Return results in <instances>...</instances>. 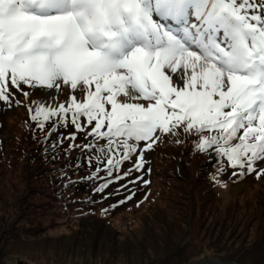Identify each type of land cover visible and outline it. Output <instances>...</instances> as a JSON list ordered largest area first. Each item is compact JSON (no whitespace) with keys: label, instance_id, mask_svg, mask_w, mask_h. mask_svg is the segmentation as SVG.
Here are the masks:
<instances>
[{"label":"snow or ice","instance_id":"snow-or-ice-1","mask_svg":"<svg viewBox=\"0 0 264 264\" xmlns=\"http://www.w3.org/2000/svg\"><path fill=\"white\" fill-rule=\"evenodd\" d=\"M12 89L70 97L67 106L37 107L32 120L41 129L52 117L67 126L71 114L85 138L105 141L85 147L108 165L94 175L112 177L98 192L125 181L118 203L149 183L137 175L148 171L145 153L175 129L198 141L193 152L214 148L233 175L258 179L264 0H0V108L19 103Z\"/></svg>","mask_w":264,"mask_h":264},{"label":"rangeland","instance_id":"rangeland-1","mask_svg":"<svg viewBox=\"0 0 264 264\" xmlns=\"http://www.w3.org/2000/svg\"><path fill=\"white\" fill-rule=\"evenodd\" d=\"M31 99L22 96L21 102L37 107L70 102L59 94ZM83 100L81 94L78 102ZM27 118L22 109L0 108V138L9 142L0 149V264H237L217 244L229 249L264 243V175H233L227 167L219 173L225 176L222 185L219 181L213 188L218 194L211 191L200 167L208 153L214 160L215 149L193 152L189 145L185 150L186 143H198L192 134L181 129L161 134L145 153V167L155 170L144 176L149 183L134 189L131 202L118 203L122 196L94 190L97 169L85 168L82 174L74 165L81 157L102 163L99 153L82 156L86 141L97 140L85 138L69 118L45 140L56 119L41 129L36 122L25 127ZM25 129H30L26 143L21 141ZM102 145L107 147L103 140ZM63 160L69 163L59 171ZM215 166L214 171L221 164ZM80 177L86 185L74 188L70 179ZM111 179L100 177L103 183ZM235 179L241 182L228 185Z\"/></svg>","mask_w":264,"mask_h":264},{"label":"trees","instance_id":"trees-1","mask_svg":"<svg viewBox=\"0 0 264 264\" xmlns=\"http://www.w3.org/2000/svg\"><path fill=\"white\" fill-rule=\"evenodd\" d=\"M28 134L24 132L22 137V142L26 143ZM9 142L3 141L1 143L2 149L6 146ZM20 143V142H19ZM16 151H20L17 147ZM4 151V150H3ZM224 243L216 246L217 249H223L224 251H220V253H225V257L229 259H236L239 264H264V243L259 242L258 244H248L242 245H231L229 249L223 248ZM233 246V248H232ZM232 248V249H231Z\"/></svg>","mask_w":264,"mask_h":264},{"label":"bare ground","instance_id":"bare-ground-1","mask_svg":"<svg viewBox=\"0 0 264 264\" xmlns=\"http://www.w3.org/2000/svg\"><path fill=\"white\" fill-rule=\"evenodd\" d=\"M229 264H235V263H229Z\"/></svg>","mask_w":264,"mask_h":264},{"label":"water","instance_id":"water-1","mask_svg":"<svg viewBox=\"0 0 264 264\" xmlns=\"http://www.w3.org/2000/svg\"><path fill=\"white\" fill-rule=\"evenodd\" d=\"M19 264H21V263H19Z\"/></svg>","mask_w":264,"mask_h":264}]
</instances>
